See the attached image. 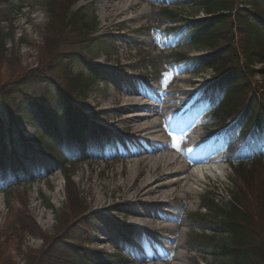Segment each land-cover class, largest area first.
Returning a JSON list of instances; mask_svg holds the SVG:
<instances>
[{
	"label": "rangeland",
	"instance_id": "obj_1",
	"mask_svg": "<svg viewBox=\"0 0 264 264\" xmlns=\"http://www.w3.org/2000/svg\"><path fill=\"white\" fill-rule=\"evenodd\" d=\"M49 1L14 0L23 9L13 27L4 19L7 13L4 16L5 11L0 7V29L11 34L6 41V56L0 59V84L51 64L48 77L62 85L68 69L79 71L97 66L103 75L94 89L81 97L86 103L83 110L98 130L99 138L103 137L99 132L101 127H112L116 135L106 160L65 164V172L59 162L46 160L43 175L35 176L27 165L26 171L32 177L25 182L7 189L0 184V246L4 253L8 251L6 257L12 264H29L47 246L56 245L51 240L53 237L65 232L74 234L76 231L68 229L91 215L95 229L85 242L91 244L70 242L72 248L68 252L65 249L59 252L58 257L64 264L88 258H99L102 264H121L115 257L122 254L126 258V251L133 255L130 264H228L216 257L204 240H194L211 235L210 230L206 233L199 230L193 221L200 213L205 195L211 193L227 203L230 192L236 190L234 181L241 184L235 178L234 168L229 166L231 157L224 153L225 146L215 141L219 128L211 118L203 117L207 110L197 103V93L215 82L217 76L211 69L196 70L195 59L211 51L186 45L179 36L173 39L172 24L165 20L161 10L167 6L177 10L180 16L176 27L185 25L190 18L201 20L205 13L178 5L185 0H110V3L81 0L71 8L68 0H56L53 8L57 11L74 12L87 6L88 19L92 22L95 14L97 27L89 37L67 29L61 41L55 42L58 40L56 28L49 31ZM96 36L102 37L105 43L92 42ZM179 53L188 54L189 63L175 65ZM257 69L262 68L257 66ZM30 90L36 95L42 94L44 84L33 85ZM156 99H160L159 110L152 118L143 117L138 123L125 121L136 108H143L144 104L151 106ZM149 106L136 113L150 114L146 112ZM149 126L158 127L155 138L147 131L140 132ZM20 128L26 138L38 135L34 117L22 118ZM188 133L197 140H190ZM153 139H158L160 146L177 149L180 159L169 167L170 161L165 160L172 157H167L168 153L156 157L134 154L153 144ZM193 142L196 145L192 147ZM195 153H203L202 157L206 155V158L211 156L212 162L224 161L226 165L220 176L199 174L201 170H192L189 165L186 174L172 181L192 174L197 184H191V188L185 181L158 190V183L148 185L149 178L152 182L163 178L184 165L188 154ZM246 196L253 228L264 241V211L258 207L259 194L248 192ZM183 207L186 209L182 215ZM141 213L148 226L132 236L127 245L121 237L123 227ZM27 218L36 223L38 230L23 239L12 236L9 229L13 223L19 221L28 226L31 223ZM161 219L168 220L169 230L162 228ZM56 249L60 250L58 246ZM73 253L77 256L71 259Z\"/></svg>",
	"mask_w": 264,
	"mask_h": 264
},
{
	"label": "trees",
	"instance_id": "obj_2",
	"mask_svg": "<svg viewBox=\"0 0 264 264\" xmlns=\"http://www.w3.org/2000/svg\"><path fill=\"white\" fill-rule=\"evenodd\" d=\"M13 1L0 0V7L5 11L4 16L7 13L4 19L11 27L15 25L23 9L21 3L16 5ZM54 1L56 0H50L47 6L51 21L49 31L56 28L58 40L55 42L61 41L67 29L88 37L95 32L97 17L94 14L93 21L90 22L87 6H82L74 12H67L65 9L57 11L53 8ZM80 1L68 0L70 8ZM185 1L178 5L201 10L205 17L201 20L190 18L185 25L172 30L178 32L177 35L183 34V41L187 45L200 46L211 51L207 56L196 57L195 69L204 68L216 72V80L207 87L203 100L208 103L210 114L217 124L223 127L222 137L229 143L230 149L235 148L239 155L237 160L240 164L234 169V173L235 178L241 181V184L234 181L236 190L230 192L227 203L219 201L211 193L205 195L202 210L195 215L193 221L199 230L203 233L210 230L211 235H208L209 237L202 235L194 240H204L206 246L213 249L214 255L222 258L225 263L264 264V241L260 240L253 228V216L246 202L248 192H258V207L264 211V163L261 159L252 161L253 159L243 157L249 146L255 156L262 157L261 152L255 150L264 147V0ZM161 12L167 20L177 24V18L180 16L177 10L162 9ZM10 35L0 29L1 60L6 56V41ZM102 39L96 36L92 37L91 41L96 43L100 41L104 44ZM189 59L188 54L182 53L178 55L177 61ZM257 66H261L262 69H257ZM51 68L49 64V67L44 66L41 70L32 71L22 78L17 77L0 84L2 175L9 173L15 176L20 173L24 175L23 164L38 165L41 156L54 158L59 154L61 158L64 157L60 149L62 143L79 141L90 144L86 136L90 125L83 112L86 103L81 97L94 89L103 73L99 67L92 65L79 71L70 68L65 72L61 85L48 77ZM36 84H44L42 94L36 95V92L30 90ZM35 116L37 117L34 125L38 135L33 139L26 138L23 129L20 128L22 118L32 119ZM108 143L100 145L95 136L90 144L95 150L93 158H99ZM75 150L80 151L77 147ZM81 154L80 160L87 161L92 158L85 151H81ZM70 205L73 206L72 201ZM27 220L31 223L28 226L19 221L13 223L9 229L10 234L18 236L19 239L32 234L38 226L32 219ZM94 224L91 215L81 218L68 229L71 232L76 231L74 234L65 232L53 237L51 240L56 245L53 248L47 246L34 256L29 264H64L58 257L59 252L64 249L68 252L72 248L70 242L76 240L88 242L93 236ZM1 246L0 264H12L10 258L6 257L8 251L4 253ZM56 246L60 250H57ZM76 256V253H73L71 259ZM117 259L127 264L121 256H117ZM72 264L101 263L99 258H88L74 260Z\"/></svg>",
	"mask_w": 264,
	"mask_h": 264
},
{
	"label": "bare ground",
	"instance_id": "obj_3",
	"mask_svg": "<svg viewBox=\"0 0 264 264\" xmlns=\"http://www.w3.org/2000/svg\"><path fill=\"white\" fill-rule=\"evenodd\" d=\"M105 1H106V3H110V0H105ZM159 102H160V99H156L155 100V104L153 105V107L150 108L148 111H146V112L150 113L148 115L146 114L147 117L152 118L153 114L158 113V110H159V105L158 104H159ZM140 110L141 111H143V110L145 111V107H143V108L140 107V108H136L135 109L136 112H138ZM136 112L130 113V116L125 121L128 122V123H138V121H140V119H143L142 116H141L142 114L139 115L140 113H136ZM142 121H144V120H142ZM156 128H157L156 126L155 127L151 126V127L146 128L144 130H140V132L147 131L149 135L155 136L157 134V132L155 130ZM155 141L156 140L154 139V143L151 144L150 146H148L146 151H144V152L136 151L134 154L138 155L140 153H143L144 157H146V156L156 157L161 152H163L164 150L166 151L167 148H164L162 146H158L157 145V141L156 142ZM193 145H196V144L194 143ZM201 156H202L201 154H196V155H192V156L189 155L188 156V162L193 163V164L202 162L205 159V157L201 158ZM173 160L174 159L171 158L170 160L166 159L165 161H170V164H169V167H170V166H172L174 164ZM215 163L216 164L217 163L221 164V162H215ZM216 164H213L211 166L205 167L204 169H201V171H199V174H201V173H204L206 175H208V174L209 175L210 174L214 175L215 174V175L220 176L219 174L222 172L223 168L221 167V165H216ZM186 173H187V165H181V166L177 167L176 169H174L173 171L168 172V174H166L163 178H161V179H159V180H157L155 182H152V178H149L147 180V183H148V185H153L154 183H158L157 186H156L157 190H158V189H162V188H164L166 186H169L171 184H178V183H181V182L185 181L187 186H189V188H191L190 187L191 184H197L196 176H194L192 174L187 175L186 177H183L182 180H178L176 182L172 181V179L174 177H179V176H182V175H184ZM140 215L142 216V213ZM140 215H138L134 219L135 221L133 222L134 223L133 226L140 227V228H142L144 230L145 228H147L148 223L145 221V219H141L142 217L139 218ZM167 227H169V223H166L163 226V228H165V229Z\"/></svg>",
	"mask_w": 264,
	"mask_h": 264
}]
</instances>
